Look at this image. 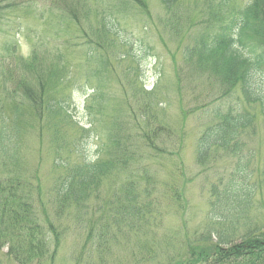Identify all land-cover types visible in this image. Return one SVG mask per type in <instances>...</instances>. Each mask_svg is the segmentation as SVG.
<instances>
[{"label":"rangeland","instance_id":"obj_1","mask_svg":"<svg viewBox=\"0 0 264 264\" xmlns=\"http://www.w3.org/2000/svg\"><path fill=\"white\" fill-rule=\"evenodd\" d=\"M251 1L176 0L166 9L160 0H0V201L13 189L23 202L25 184L40 224L46 218L59 236L47 245L52 260L30 264H169L209 234L215 175L200 172L195 152L222 88L183 54ZM256 87L264 92V81ZM230 96L241 101L237 89ZM57 103L64 111L54 114ZM248 112L254 126L243 142L256 155L248 185L257 187L250 224L262 228L264 119L258 104ZM116 139L139 158L112 169L80 204L58 195L72 166L119 153ZM130 180L147 191L138 202L154 207L157 223L128 218ZM172 186L181 207L168 197ZM6 253L0 247V264H17Z\"/></svg>","mask_w":264,"mask_h":264},{"label":"trees","instance_id":"obj_2","mask_svg":"<svg viewBox=\"0 0 264 264\" xmlns=\"http://www.w3.org/2000/svg\"><path fill=\"white\" fill-rule=\"evenodd\" d=\"M160 1L169 9L176 0ZM210 29L196 36L192 45L185 48L183 58L187 62L193 61L196 66L207 67L219 79L222 88L221 104L211 108V120L200 132L195 152L200 172L215 175L208 191L207 215L211 231L198 242L189 243L184 258L169 264H264V226L258 228L250 224L251 199L257 187L248 183L256 155L247 151L243 142L247 131L254 126V117L248 108L258 104L264 119V92L256 87L258 80L264 81V0H252L240 9L229 11L225 21L212 34ZM38 81L43 86V76L38 75ZM236 89L241 101L235 103L229 99ZM56 105L58 108L52 113L64 111L63 103ZM47 106L52 108L55 104ZM121 141H112L113 148L119 153H109L110 159L98 161L97 158L95 162L83 161L72 166L58 195L70 196L76 205L80 204L85 194L95 190L112 169L125 170L129 161L134 157L138 159L137 152L125 148L124 152L120 151ZM1 144L2 152L6 154L7 148ZM162 152L167 155L165 149ZM217 158L221 162H214L219 161ZM222 162L226 164L219 167ZM134 184L130 180L122 192L128 218L138 216L144 222L157 223L156 217H152L154 207L138 202L140 194L148 195L147 191H139ZM172 188L168 197L181 207L182 195L175 186ZM8 191V197L0 201V247L6 248L7 257L17 264H30L46 254L52 260L47 245L59 241L56 231L51 224L45 228L46 218L43 220L45 225L40 224L29 195L25 194V184L21 193L24 201L19 204L20 197L15 190Z\"/></svg>","mask_w":264,"mask_h":264}]
</instances>
